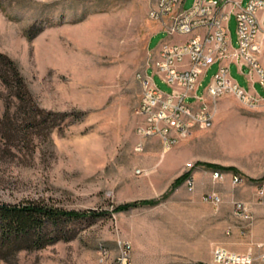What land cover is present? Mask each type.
Masks as SVG:
<instances>
[{
	"label": "rangeland",
	"instance_id": "1",
	"mask_svg": "<svg viewBox=\"0 0 264 264\" xmlns=\"http://www.w3.org/2000/svg\"><path fill=\"white\" fill-rule=\"evenodd\" d=\"M193 2L183 0V8ZM148 6V0H0V52L16 62L39 109L57 113L53 129L30 126L26 136L3 134L12 125L0 126V201L105 212L47 226L45 239L58 238L40 247L28 240L7 245L0 264H114L119 243L129 244L131 264H213L217 245L257 253L264 242V194L257 193L264 178V100L248 107L234 94L220 96L209 102L212 125L195 126L167 150L158 136L136 131V74L167 38ZM236 28L232 15V49ZM217 68L204 71L196 95L208 99ZM229 73L250 88L247 65L240 72L231 62ZM152 77L161 91L171 90L158 74ZM253 88L264 98L258 81ZM5 98L0 86V120L7 106L12 113L18 105ZM188 163L192 187L176 181ZM207 191L221 195L218 206L205 200ZM133 201L140 203L115 210ZM235 201L247 204L250 221L237 214ZM258 225L262 239L253 235Z\"/></svg>",
	"mask_w": 264,
	"mask_h": 264
},
{
	"label": "built area",
	"instance_id": "2",
	"mask_svg": "<svg viewBox=\"0 0 264 264\" xmlns=\"http://www.w3.org/2000/svg\"><path fill=\"white\" fill-rule=\"evenodd\" d=\"M148 17L157 23L167 38L148 54L147 65L136 74L140 85V98L135 109L140 117L136 131L141 137L158 136L167 150L180 137L191 133L197 125L210 127L213 123V107L224 94L236 95L246 106H255L263 97L259 96L253 83L258 81L264 90V67L259 62V53L264 39V0H194L189 9L183 8V0H148ZM234 15L237 23L238 46L232 49L228 20ZM174 38H182L180 41ZM237 64L249 68L250 88H242L230 76L229 65ZM213 63L218 68L206 88V96H198L195 90L204 71ZM151 68L171 90L161 91L147 74ZM194 102H188L189 98ZM142 144L137 145L141 149ZM187 171L194 166L188 163ZM215 177L222 174L214 171ZM235 182L241 179L234 175ZM185 182L193 186L189 173ZM257 193L264 194V178L257 185ZM205 200L218 206L221 195L207 191ZM234 207L246 221L252 219L248 206L235 201ZM258 252L236 253L217 245L212 249L213 264H264V242L258 243ZM114 264H131L128 243H119V253Z\"/></svg>",
	"mask_w": 264,
	"mask_h": 264
},
{
	"label": "trees",
	"instance_id": "3",
	"mask_svg": "<svg viewBox=\"0 0 264 264\" xmlns=\"http://www.w3.org/2000/svg\"><path fill=\"white\" fill-rule=\"evenodd\" d=\"M0 86L6 92V100L10 102L11 99H15L18 102L16 110L12 113H10V106H7L5 109L3 118L0 120V126H4L5 124L10 126L11 124L12 128L5 129L6 131H3V134L20 132L26 136L30 132V126H43L47 130H51L56 126L55 116L57 113L39 109L18 65L13 59L2 52H0ZM72 114L76 115V119H80L83 115L81 111H75ZM189 173H182L177 177L176 181H184ZM150 202L149 200H143V203ZM139 203L138 201H133L117 205L115 210H127ZM104 213L103 211L96 210L79 211L63 209L53 204L50 205L33 200L21 203L0 201V252L3 247H7V245L9 246L12 243L19 244L24 240H28L30 243L35 244V246L40 247L44 243L58 238V236H55L45 239L48 234L46 230L47 226L52 225L57 227L62 221L87 217L92 218L101 216ZM49 234H53V232H49Z\"/></svg>",
	"mask_w": 264,
	"mask_h": 264
},
{
	"label": "crops",
	"instance_id": "4",
	"mask_svg": "<svg viewBox=\"0 0 264 264\" xmlns=\"http://www.w3.org/2000/svg\"><path fill=\"white\" fill-rule=\"evenodd\" d=\"M261 53H264V39H263V42H262V46H261ZM262 66L264 67V59L263 60H260ZM262 100H264V98H262ZM260 226H263V225H258V229L255 231V233L253 235H255V237H257L256 239H262L261 236L259 234H256V232L258 233L260 231ZM257 235V236H256Z\"/></svg>",
	"mask_w": 264,
	"mask_h": 264
}]
</instances>
